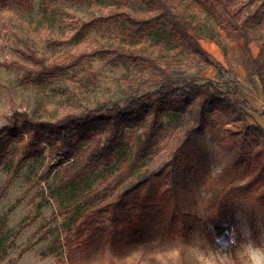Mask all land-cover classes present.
Listing matches in <instances>:
<instances>
[{
	"label": "rangeland",
	"instance_id": "1",
	"mask_svg": "<svg viewBox=\"0 0 264 264\" xmlns=\"http://www.w3.org/2000/svg\"><path fill=\"white\" fill-rule=\"evenodd\" d=\"M168 2L176 12H181L188 3L186 0ZM127 7L135 13L144 10L138 2H131ZM115 11L114 0L76 3L33 0L27 12L0 4V126L13 110L53 121L69 113L95 108L100 103L114 102L126 94L142 95L155 90L159 76L149 65L110 61V55L87 58L63 74L41 78L29 71L33 65L21 56L20 51L26 47L49 62L59 55L79 54L89 47L134 48L133 35L113 18ZM186 16L202 22L199 32L202 48L235 73L240 97L255 110L247 117V123L264 129L261 116L264 96L258 79L248 78V57L243 54L241 36L235 33L228 39L219 24L195 8ZM84 23L89 24V37L75 40L77 28ZM210 35L221 38L223 47L216 45ZM253 38L251 48L256 52L264 38V18ZM141 46L146 56L160 67L224 81L215 69L181 54V49L174 48V42H162L158 31L148 36ZM215 120L216 124L198 137V149L178 160L186 206V228L183 229L174 230L169 226L166 186L157 180L149 197L143 190L134 199L124 200V207L117 212L116 239H112L105 225H97L71 248L65 244L66 238L83 221L84 210L98 202L93 199L89 204L81 200L82 192L101 191L106 180L117 174L126 183L147 168L157 167L164 158L167 139L161 142V152L147 157L143 165L124 166V162H116L108 171L88 176L73 189L60 186L65 173L63 167L53 171L47 181L42 179L47 171L45 158L25 162L16 176L12 167L0 168V264H206V261L254 264V259L264 264V199L258 204L254 202L264 197V163L255 158L261 138L251 136V145L244 157L236 160L229 144L232 133L243 122L221 114ZM130 149V146L125 149V161L130 160ZM13 150L19 153L18 143ZM9 180L11 184L5 189ZM244 184L248 185L250 194L235 200L236 229L227 232V237H218L209 224L214 200L224 189ZM79 201L81 205H76Z\"/></svg>",
	"mask_w": 264,
	"mask_h": 264
},
{
	"label": "trees",
	"instance_id": "2",
	"mask_svg": "<svg viewBox=\"0 0 264 264\" xmlns=\"http://www.w3.org/2000/svg\"><path fill=\"white\" fill-rule=\"evenodd\" d=\"M33 0H0V4L27 12ZM80 2L84 0H52ZM93 1V0H88ZM116 11L113 18L126 26L134 37V48H88L67 56L59 55L47 61L29 47L20 51L21 56L32 66L29 71L40 78L63 74L73 69L87 58H105L110 61L131 63L137 66L149 65L159 76L156 88L145 94H126L110 103H100L95 108L81 113H69L53 121H43L31 117L27 112L13 110L0 126V168L12 167L13 176L23 164L30 160L45 158L47 171L42 179L59 168H64L60 186L73 189L88 176L108 171L116 162L124 166L143 165L147 157L161 152L160 146L166 140L164 158L157 167L147 168L129 182L123 183L121 174L106 180L99 192H82L83 201L94 205L84 210L83 221L66 238L71 248L97 225H105L112 239L119 231L117 212L124 207V200L134 199L145 190L150 196L157 180L165 183V206L168 224L174 230L186 228V206L179 174V157L194 153L198 149V137L206 129L216 124L215 116L221 114L233 121L243 122V126L232 133L229 148L234 159L244 157L250 137H260L261 147L255 154L264 163V129L247 123V117L255 112L253 106L240 97L239 81L231 69H226L200 44L202 22L193 16H186L192 8L200 10L220 25L228 39L238 33L243 40V54L247 56L248 78L258 79L264 96V38L259 45V53L252 56L251 44L257 27L264 18V0H186L185 8L176 10L168 0H114ZM138 2L144 6L141 13L128 9V4ZM154 31H158L164 43L174 42V48L181 49L198 64L215 69L223 82L187 75L184 71L160 67L155 60L146 56L142 44ZM89 37V24L77 28L75 40ZM218 46L223 47L221 38L209 36ZM264 117V111L261 112ZM19 144L16 154L13 146ZM130 149V160L125 161V149ZM14 161H17L14 164ZM7 189L11 180L6 183ZM82 185H84L82 183ZM90 188V186H88ZM5 191V190H4ZM105 192L104 194H102ZM248 185H236L224 189L214 200L213 216L209 222L218 237H227V232L236 229L234 220L235 200L249 195ZM259 199L254 200L256 204ZM263 201V200H262ZM81 205L77 202L76 205Z\"/></svg>",
	"mask_w": 264,
	"mask_h": 264
},
{
	"label": "clouds",
	"instance_id": "3",
	"mask_svg": "<svg viewBox=\"0 0 264 264\" xmlns=\"http://www.w3.org/2000/svg\"><path fill=\"white\" fill-rule=\"evenodd\" d=\"M206 264H212L211 261H206ZM254 264H260V261L254 259Z\"/></svg>",
	"mask_w": 264,
	"mask_h": 264
},
{
	"label": "crops",
	"instance_id": "4",
	"mask_svg": "<svg viewBox=\"0 0 264 264\" xmlns=\"http://www.w3.org/2000/svg\"><path fill=\"white\" fill-rule=\"evenodd\" d=\"M251 51H252V53H254L253 54V57H256L257 55H258V53H259V49L255 52L254 50H252V48H251ZM262 91V90H261Z\"/></svg>",
	"mask_w": 264,
	"mask_h": 264
}]
</instances>
